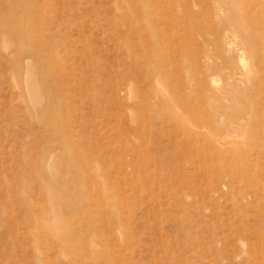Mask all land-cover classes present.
<instances>
[{"label":"rangeland","instance_id":"1","mask_svg":"<svg viewBox=\"0 0 264 264\" xmlns=\"http://www.w3.org/2000/svg\"><path fill=\"white\" fill-rule=\"evenodd\" d=\"M146 1L0 0V264H264V59L226 36L243 0H189L175 57Z\"/></svg>","mask_w":264,"mask_h":264},{"label":"bare ground","instance_id":"2","mask_svg":"<svg viewBox=\"0 0 264 264\" xmlns=\"http://www.w3.org/2000/svg\"><path fill=\"white\" fill-rule=\"evenodd\" d=\"M226 1L227 0H219V2L217 3L219 6H221L223 4H226ZM142 12L144 16H141L143 21L141 27L143 26V28L148 32L149 37L147 38V41H151L150 44L152 46V49L156 51V48H154V46L158 48H165V46L167 47L169 45L172 48V52L168 53L167 56L175 57L181 55L182 50L178 51L175 47L176 43L174 42L175 40H177V42L179 41L180 45L183 48L188 38L186 27L189 26L191 22L189 0H148L142 6ZM229 12H231L232 15L231 17H229V19L226 20L230 26L229 33H226V36L236 39L239 37L242 38L243 40L240 41L239 46L241 50H245L246 53L244 54L247 56L249 62H262V60L264 59V4L261 3V0L259 2H257V0H243L242 2L236 3L233 2V6L229 10ZM163 26L169 27V31L167 32ZM35 29L36 26L32 25L31 30ZM30 32L31 31L29 29L28 33ZM36 40L37 41L35 42L42 41L41 38H36ZM170 41L171 43H168ZM227 43L231 44V42L229 41ZM233 44L234 43H232V45ZM167 56L165 59L168 58ZM148 58H150L154 62L156 67L154 71H156V74H159L158 71L165 66L164 59L162 57L159 58L156 55L152 56V54H150ZM212 68H216L217 70H219L224 78H230V73L227 72L224 67H215L213 65ZM38 76H40L38 70L29 72V83L35 93L34 103L39 106L43 105L40 107L42 108L41 112H43L51 105L58 113L59 110H62L60 109V100L45 98V88L43 86V82H40L38 80ZM160 80L161 79L156 80V84H159V87H161ZM208 88L217 89V84L214 79L208 80ZM165 90L166 89L164 88L161 90V96L163 98H169L168 93ZM235 98L242 97L235 96ZM176 106L172 105L171 107L176 110ZM247 114L249 115L248 118L236 122V126H234L243 131V134L248 130L251 120V113ZM50 121L52 122L53 120L49 118L47 122L50 123ZM231 128H233V126ZM189 133L191 132H188V134ZM46 192L52 198L56 196L54 195L55 189L53 182L48 179Z\"/></svg>","mask_w":264,"mask_h":264}]
</instances>
